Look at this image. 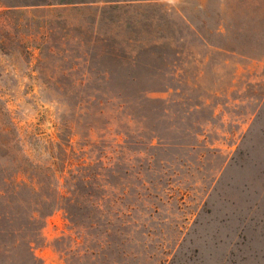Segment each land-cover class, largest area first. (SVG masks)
I'll list each match as a JSON object with an SVG mask.
<instances>
[{
  "label": "rangeland",
  "instance_id": "1",
  "mask_svg": "<svg viewBox=\"0 0 264 264\" xmlns=\"http://www.w3.org/2000/svg\"><path fill=\"white\" fill-rule=\"evenodd\" d=\"M29 1L0 0V189L65 155L88 177L75 195L101 199L84 226L31 222L33 254L264 264V0ZM40 194L0 196V213L20 226ZM24 255L0 242V264Z\"/></svg>",
  "mask_w": 264,
  "mask_h": 264
},
{
  "label": "trees",
  "instance_id": "2",
  "mask_svg": "<svg viewBox=\"0 0 264 264\" xmlns=\"http://www.w3.org/2000/svg\"><path fill=\"white\" fill-rule=\"evenodd\" d=\"M29 2L31 3H28L29 5L25 6L46 8L62 4L63 0H32ZM94 59L104 62L105 59L113 60V57L112 55L106 54L104 51H99L94 56ZM131 63H133V65L137 63L136 56L132 57ZM111 74L112 71L111 69H108V67H104V69H102V71L99 73V75H103L105 79L107 77H111ZM131 80H134V77H132ZM67 141L69 144L71 143V139H68ZM67 146L68 145L65 147ZM55 147H57L59 151L66 154L65 150H62L61 144H56ZM5 154L7 155V153ZM56 166H59L57 167L58 169H56ZM74 166L75 163L71 162L67 156L64 155V159L59 158L57 162L53 161L49 164H30L28 168H19L16 174L12 175L9 179L2 177L1 183H3L5 187L0 189V196H6L7 199L10 196L12 202H14L17 197H19V192L23 189L29 190V192L33 195L41 193L39 197L37 196L36 200L31 201L33 210L30 211L27 219L20 226L12 223V218L9 220L6 213H0V242L9 243L12 248H25L26 255H24V257H22L16 264H41L32 252V245L35 242L28 236L27 233L31 230L29 229L31 222H34L37 218H41L44 223L48 217L54 214L55 211H60L70 225L74 227L84 226V224H87V221L85 220L89 219L88 215H84L85 212H89L92 208H99L101 199L98 200V203L94 204L89 198L86 201H90L91 204L90 206H87L80 200V197L75 195L78 191L83 192V196H88L89 194L87 190L88 177H86L83 171L80 170L81 168L85 169L84 162H78L76 165V174L71 170V168ZM58 170L59 173L58 177L56 178V172ZM39 173H45V175L49 176L50 180H52L54 184L50 182L47 185L43 184L38 180L37 174ZM66 173L68 174V178L70 180L67 178V181H63V184H61L62 180H65ZM79 174H82L81 178H77ZM8 184L10 186L7 188L6 185ZM65 185L70 189H74V193H71L70 191L62 193L61 189L67 188ZM43 186L46 187L45 192L42 190ZM114 201H116V199ZM114 201L111 202L110 206H112ZM88 224L90 227L93 225L92 222ZM42 229L43 224L37 231L38 236H40ZM122 255H126V253H123Z\"/></svg>",
  "mask_w": 264,
  "mask_h": 264
},
{
  "label": "crops",
  "instance_id": "3",
  "mask_svg": "<svg viewBox=\"0 0 264 264\" xmlns=\"http://www.w3.org/2000/svg\"><path fill=\"white\" fill-rule=\"evenodd\" d=\"M34 256L41 264H62L59 258L47 250H45L40 256L36 254H34Z\"/></svg>",
  "mask_w": 264,
  "mask_h": 264
}]
</instances>
